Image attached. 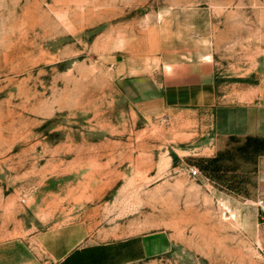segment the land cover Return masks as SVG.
<instances>
[{"label":"rangeland","instance_id":"obj_1","mask_svg":"<svg viewBox=\"0 0 264 264\" xmlns=\"http://www.w3.org/2000/svg\"><path fill=\"white\" fill-rule=\"evenodd\" d=\"M192 63L220 89L257 83L264 0H0V264L77 249L102 250L89 264H264L251 211L221 193L243 179L188 173L210 113H147L117 87L118 67L170 80ZM152 234L169 248L119 246Z\"/></svg>","mask_w":264,"mask_h":264},{"label":"crops","instance_id":"obj_2","mask_svg":"<svg viewBox=\"0 0 264 264\" xmlns=\"http://www.w3.org/2000/svg\"><path fill=\"white\" fill-rule=\"evenodd\" d=\"M178 75L177 79L168 80L154 73H127L125 67H118L116 81L122 95L147 113L178 107L198 109L207 115L210 113L211 132L208 133L209 146L205 148L206 159L203 162L213 161V169L208 173L218 180H213L218 186H229L234 183L232 180L243 179L242 186H246L243 194L221 193L241 213L247 208L251 211V217L256 220L253 225L258 245L264 248V211L259 205V200L264 202V76L260 73L255 84L250 82L242 87L226 89L223 86L220 89L213 66L208 64H189L179 70ZM240 159L246 167H240ZM199 169L202 170L201 167ZM135 242L138 246L136 255L140 250L143 256L158 254L171 245L167 237L152 234L119 246L130 248V255H133ZM93 250H73L56 264H78L77 258L81 259L79 264H89L91 259L100 261L102 250ZM25 264L42 263L36 257L31 258L28 251Z\"/></svg>","mask_w":264,"mask_h":264},{"label":"built area","instance_id":"obj_3","mask_svg":"<svg viewBox=\"0 0 264 264\" xmlns=\"http://www.w3.org/2000/svg\"><path fill=\"white\" fill-rule=\"evenodd\" d=\"M188 173L192 177H197L200 175L201 172H200L198 167H192L191 166L188 168ZM263 204H264L263 200H259V205H260L261 209L264 211V205Z\"/></svg>","mask_w":264,"mask_h":264},{"label":"trees","instance_id":"obj_4","mask_svg":"<svg viewBox=\"0 0 264 264\" xmlns=\"http://www.w3.org/2000/svg\"><path fill=\"white\" fill-rule=\"evenodd\" d=\"M213 161L212 160H205L201 165L200 167L202 168V170L204 172H209L213 169ZM215 168L217 169V167L215 166ZM215 169V170H216Z\"/></svg>","mask_w":264,"mask_h":264},{"label":"bare ground","instance_id":"obj_5","mask_svg":"<svg viewBox=\"0 0 264 264\" xmlns=\"http://www.w3.org/2000/svg\"><path fill=\"white\" fill-rule=\"evenodd\" d=\"M223 203H225V202H223ZM225 204H227V203H225Z\"/></svg>","mask_w":264,"mask_h":264}]
</instances>
